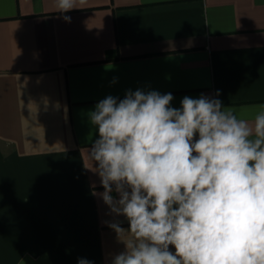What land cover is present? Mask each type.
<instances>
[{
  "label": "crops",
  "instance_id": "0c3cea01",
  "mask_svg": "<svg viewBox=\"0 0 264 264\" xmlns=\"http://www.w3.org/2000/svg\"><path fill=\"white\" fill-rule=\"evenodd\" d=\"M76 6L0 0V264H111L124 251L130 235L106 222L128 221L110 214L89 156L107 96L171 93L179 109L204 94L244 118L264 106V0Z\"/></svg>",
  "mask_w": 264,
  "mask_h": 264
},
{
  "label": "clouds",
  "instance_id": "9594fccd",
  "mask_svg": "<svg viewBox=\"0 0 264 264\" xmlns=\"http://www.w3.org/2000/svg\"><path fill=\"white\" fill-rule=\"evenodd\" d=\"M173 99L128 90L90 113L99 195L129 225L106 222L119 239L130 235L111 264H264V106L244 118L204 94L179 109Z\"/></svg>",
  "mask_w": 264,
  "mask_h": 264
}]
</instances>
